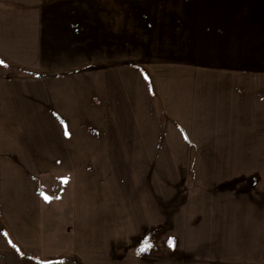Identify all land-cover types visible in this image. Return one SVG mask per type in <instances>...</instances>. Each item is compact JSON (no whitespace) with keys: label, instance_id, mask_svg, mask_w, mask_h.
Returning a JSON list of instances; mask_svg holds the SVG:
<instances>
[{"label":"rangeland","instance_id":"1","mask_svg":"<svg viewBox=\"0 0 264 264\" xmlns=\"http://www.w3.org/2000/svg\"><path fill=\"white\" fill-rule=\"evenodd\" d=\"M87 5L82 30L66 25V19L57 25L60 40L50 44L44 58L43 72L51 74L33 83L27 99L31 108L46 110L44 124L0 130L1 148L6 143L25 145L44 159L0 165L6 170L15 164L16 174L32 178L45 205L40 235L30 240L19 231L23 240L18 250L0 212V264H75L77 234L83 242L77 251L85 255L93 226L104 236L109 219L173 216L190 187L205 181L243 175L247 184L255 176L252 180L259 185L253 195L264 203V160L226 161L219 156L258 157L251 155H263L264 146L227 145V136L218 142L210 139L204 124L212 118L188 112L194 108L182 99L174 100L164 114L140 83L172 66L178 77L168 80L178 79L176 97L183 98L191 83L186 72L193 67L177 47L186 42L178 44L170 33H149L146 14L153 7L141 15L140 3L133 0H100L106 13L112 11V22L100 25L95 42ZM145 85L150 86L148 79ZM213 121L218 122L216 116ZM173 122L187 128L172 129Z\"/></svg>","mask_w":264,"mask_h":264},{"label":"crops","instance_id":"2","mask_svg":"<svg viewBox=\"0 0 264 264\" xmlns=\"http://www.w3.org/2000/svg\"><path fill=\"white\" fill-rule=\"evenodd\" d=\"M133 2L140 3L144 16V8L153 7L146 14L148 32L170 33L178 44L186 42V49L180 46L177 50L193 67L186 72L191 83L180 99L176 97L178 79L168 80L178 77L172 66L146 78L149 87L146 79L140 80L163 113L174 100H185L187 105L190 101L187 108L194 110L188 112L212 118L205 121V136L217 142L227 136V145L264 146V0ZM87 4H91L92 37L98 42L100 25L110 26L112 12L108 9L106 13L100 0H0V130L44 124L46 110L31 108L32 101L27 99L33 83L51 74L43 72L44 58L50 44L60 40L57 25L66 19V25L82 30ZM214 116L225 126L213 121ZM175 128L187 127L172 125ZM4 146L0 147V163L44 160L25 145ZM219 156L226 161L264 160V154L246 159L233 153ZM10 167L5 170L0 165V212L3 226L17 245L23 240L19 231L30 240L40 235L45 205L35 181L16 174L15 164ZM249 178L247 184H243V175H237L190 187L183 197L182 212L170 217L109 219L102 237L93 226L85 255L77 251L83 243L80 234L74 237L75 264H264V203L253 195L259 181L252 180L255 176Z\"/></svg>","mask_w":264,"mask_h":264},{"label":"snow or ice","instance_id":"3","mask_svg":"<svg viewBox=\"0 0 264 264\" xmlns=\"http://www.w3.org/2000/svg\"><path fill=\"white\" fill-rule=\"evenodd\" d=\"M0 63H2V61H0ZM46 199H48V197H46Z\"/></svg>","mask_w":264,"mask_h":264}]
</instances>
